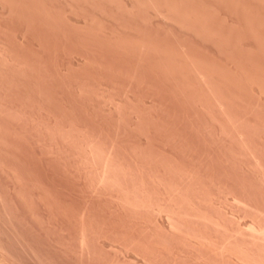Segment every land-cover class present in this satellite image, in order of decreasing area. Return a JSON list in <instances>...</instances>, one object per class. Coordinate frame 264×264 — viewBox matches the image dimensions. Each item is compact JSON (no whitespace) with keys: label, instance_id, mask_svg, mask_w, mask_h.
Listing matches in <instances>:
<instances>
[{"label":"rangeland","instance_id":"rangeland-1","mask_svg":"<svg viewBox=\"0 0 264 264\" xmlns=\"http://www.w3.org/2000/svg\"><path fill=\"white\" fill-rule=\"evenodd\" d=\"M0 264H264V0H0Z\"/></svg>","mask_w":264,"mask_h":264}]
</instances>
